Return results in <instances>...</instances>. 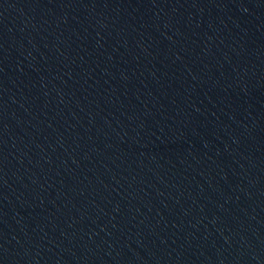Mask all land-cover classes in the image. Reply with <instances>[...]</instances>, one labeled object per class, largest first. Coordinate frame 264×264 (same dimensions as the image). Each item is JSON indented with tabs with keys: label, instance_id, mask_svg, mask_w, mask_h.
<instances>
[{
	"label": "water",
	"instance_id": "water-1",
	"mask_svg": "<svg viewBox=\"0 0 264 264\" xmlns=\"http://www.w3.org/2000/svg\"><path fill=\"white\" fill-rule=\"evenodd\" d=\"M0 264H264V0H0Z\"/></svg>",
	"mask_w": 264,
	"mask_h": 264
}]
</instances>
